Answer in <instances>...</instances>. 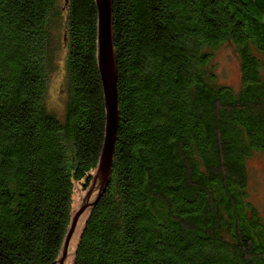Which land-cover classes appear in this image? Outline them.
I'll return each mask as SVG.
<instances>
[{"label": "trees", "instance_id": "1", "mask_svg": "<svg viewBox=\"0 0 264 264\" xmlns=\"http://www.w3.org/2000/svg\"><path fill=\"white\" fill-rule=\"evenodd\" d=\"M96 18L93 0H0V264H55L71 181L97 163ZM110 22L111 163L72 264H264L246 166L264 153V0H111ZM224 44L238 90L217 80Z\"/></svg>", "mask_w": 264, "mask_h": 264}, {"label": "water", "instance_id": "2", "mask_svg": "<svg viewBox=\"0 0 264 264\" xmlns=\"http://www.w3.org/2000/svg\"><path fill=\"white\" fill-rule=\"evenodd\" d=\"M93 1L97 12L95 62L99 72L105 113L103 141L97 163L71 181L69 220L55 264H72L84 223L108 178L116 129V70L110 22L111 0ZM89 174H92V179L83 190L82 185Z\"/></svg>", "mask_w": 264, "mask_h": 264}, {"label": "rangeland", "instance_id": "3", "mask_svg": "<svg viewBox=\"0 0 264 264\" xmlns=\"http://www.w3.org/2000/svg\"><path fill=\"white\" fill-rule=\"evenodd\" d=\"M58 42L59 33L57 35ZM61 44L58 43V47ZM63 50V48H61ZM62 53V51H61ZM60 53V54H61ZM56 55V53H55ZM60 55L58 71L53 73L52 82L50 85V105L55 113L59 116L63 113L62 95L58 94L60 84L65 70V58ZM61 59V60H60ZM215 69L217 80L219 83L230 86L235 90L240 88V72L239 60L235 55L232 46L224 44L215 54ZM246 166L249 172L248 180V196L250 201L258 208L260 213L264 216V153H254L246 161Z\"/></svg>", "mask_w": 264, "mask_h": 264}]
</instances>
